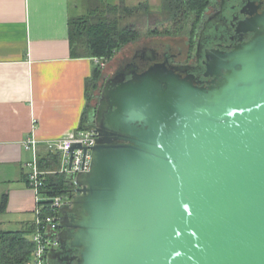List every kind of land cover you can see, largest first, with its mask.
Wrapping results in <instances>:
<instances>
[{
	"label": "water",
	"instance_id": "water-1",
	"mask_svg": "<svg viewBox=\"0 0 264 264\" xmlns=\"http://www.w3.org/2000/svg\"><path fill=\"white\" fill-rule=\"evenodd\" d=\"M263 3L205 49L204 83L165 62L105 79L49 264L63 243L82 250L67 264H264Z\"/></svg>",
	"mask_w": 264,
	"mask_h": 264
},
{
	"label": "crops",
	"instance_id": "crops-1",
	"mask_svg": "<svg viewBox=\"0 0 264 264\" xmlns=\"http://www.w3.org/2000/svg\"><path fill=\"white\" fill-rule=\"evenodd\" d=\"M74 0H0V231L26 230L34 196L26 181L33 134L37 155L47 142L75 133L87 104L85 81L96 65L72 57L69 18Z\"/></svg>",
	"mask_w": 264,
	"mask_h": 264
},
{
	"label": "trees",
	"instance_id": "trees-1",
	"mask_svg": "<svg viewBox=\"0 0 264 264\" xmlns=\"http://www.w3.org/2000/svg\"><path fill=\"white\" fill-rule=\"evenodd\" d=\"M209 3L210 0H165L160 11L162 17L156 22L173 23L180 31L187 21L192 20L191 26L194 30ZM104 4L101 8L88 6L83 14L70 15L69 44L72 57H101L110 60L122 46L139 38L137 21L121 24V19L123 14L139 13L140 10L150 12L147 5L128 7L107 2ZM165 33L171 34L168 30ZM91 71V76L85 81L87 104L80 125L94 117L95 113L96 106L89 105V101L94 96V90L99 87L102 70L96 64ZM38 162L43 169H56L58 157L48 152ZM46 184L49 188L62 189L65 187L64 177L59 174L50 175ZM33 229L32 226L26 230L0 231V264H29L33 250Z\"/></svg>",
	"mask_w": 264,
	"mask_h": 264
},
{
	"label": "built area",
	"instance_id": "built-area-1",
	"mask_svg": "<svg viewBox=\"0 0 264 264\" xmlns=\"http://www.w3.org/2000/svg\"><path fill=\"white\" fill-rule=\"evenodd\" d=\"M100 68L105 67L107 60L101 57L91 58ZM94 117H90L77 131L64 138L47 142L49 152L57 155L56 169L41 168L37 155L38 139L33 135L23 140V147L32 150L33 158L26 163V181L34 196V219L32 222L33 250L29 264H47L48 252L56 247L58 235V211L65 201H69L73 192L68 190L70 181L78 172L87 171L91 161V147L95 142ZM73 143L80 147L71 150ZM71 157V159H70ZM62 175L64 185L62 189L47 187L46 181L50 175Z\"/></svg>",
	"mask_w": 264,
	"mask_h": 264
},
{
	"label": "flooded vegetation",
	"instance_id": "flooded-vegetation-1",
	"mask_svg": "<svg viewBox=\"0 0 264 264\" xmlns=\"http://www.w3.org/2000/svg\"><path fill=\"white\" fill-rule=\"evenodd\" d=\"M247 1L248 0H210L209 5L204 9L197 22V26L194 28L195 40L188 44L185 53L181 49L177 52H170V48L158 50L154 47L143 46L136 49L131 58L116 70L125 68L127 63L137 65L138 69L142 70L153 62H165L168 66L175 68V70L182 75L194 74L197 80L203 83L206 82L209 77L204 76L205 49L216 48L226 52L239 41L238 35L235 34L234 30L237 22L244 18L241 9ZM254 1L259 3L262 0ZM263 8L264 3L261 6V9ZM250 35L251 33L244 36L243 39H247ZM69 189L72 188L70 187ZM67 203L68 201H65L60 207L62 210L59 209L58 211V232L61 231V220L65 223H71L79 216L76 212L67 211L69 208L65 207ZM57 246L58 243L56 247ZM80 251L82 250L70 248L63 243L60 253L54 256L51 264H67L70 257L79 254ZM47 264H49L48 255Z\"/></svg>",
	"mask_w": 264,
	"mask_h": 264
},
{
	"label": "rangeland",
	"instance_id": "rangeland-1",
	"mask_svg": "<svg viewBox=\"0 0 264 264\" xmlns=\"http://www.w3.org/2000/svg\"><path fill=\"white\" fill-rule=\"evenodd\" d=\"M78 5V9L72 7V16L77 14H83V12L90 6L91 8L105 5L104 3L121 4L128 7L147 5L150 12L146 13L144 10H140L139 13L123 14L121 24L137 21V27L140 35L135 42H129L117 50L110 60H107L105 67L101 68L102 77L99 81V87L94 90L93 98L89 101V105L96 106L102 85L109 76L113 75L116 69L122 64L128 61L134 51L143 46H149L163 50L170 48V52H177L179 49L185 53L188 44L195 40L194 30L192 29V20L187 21L184 24L183 29L177 30L173 23L159 24L156 22L161 16L162 5L165 0H103L100 3L99 0H74ZM139 19V20H138ZM156 19V20H155ZM156 30V31H153ZM168 30L171 34L165 33Z\"/></svg>",
	"mask_w": 264,
	"mask_h": 264
}]
</instances>
